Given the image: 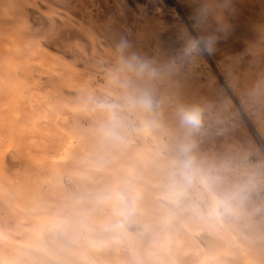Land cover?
Here are the masks:
<instances>
[{"label":"bare ground","instance_id":"bare-ground-1","mask_svg":"<svg viewBox=\"0 0 264 264\" xmlns=\"http://www.w3.org/2000/svg\"><path fill=\"white\" fill-rule=\"evenodd\" d=\"M256 2L258 10L263 13L264 17V0H256ZM15 5L19 6L18 0H15ZM140 7L139 5V10ZM155 10L159 15H162L161 18H164L166 9L164 10L160 4H156ZM140 11L146 12L147 9L141 7ZM242 14V11H238V15L236 14L238 21H244L241 17ZM248 23L252 26L255 24V20L250 18ZM5 30L0 26V148L1 145H15L11 148L10 156L16 160V165L12 167L15 173H6L0 170V199L4 203V210L10 208L14 212L15 220L14 224L4 227L0 223V264H27L28 261L34 259V254H38L39 260L43 251L51 255V251L46 246L34 239L38 224L36 218L43 216L40 222L44 229L49 227L51 215L61 216L59 220L63 224L64 236L69 244L68 248L63 247L60 252L53 253L61 264H82L80 259L87 260L91 264H108L107 258L112 255L116 257L119 264H135V254L139 257L138 264H264V232L256 229L251 222H249L251 231L249 236L241 230L235 235L234 226L231 224L233 222L230 223L228 218L223 217L219 221L210 220L190 208L189 205L199 199L198 194L202 191L199 185L191 190L189 198L181 204L183 208L180 209L181 214H175L176 217L174 218L164 210L159 203V196L162 195L163 190L168 189L172 182L177 171L178 161L173 160L168 153L161 150L163 144L157 130L155 131L152 125L147 132L134 130L140 126L142 121H146L141 119V112H128L126 110L122 112L129 125L126 141L122 145L114 146L105 140H90L82 132L80 119L87 123V116L91 115V112L96 113L99 129L105 123L107 113L96 107L97 101L108 100L120 105L125 103L120 95L119 80V75L124 74L123 71L117 76L116 71L108 69L105 74L106 83L103 84V82H99L96 76L92 78L81 77V73L78 74L74 66L68 65L67 68L65 67L66 71L64 68H59L60 81L73 86L76 94L72 99L53 98L51 97L52 94H47L44 89L32 82L28 76L27 67H24L21 75L23 77L20 80L15 79L10 74L9 68L12 60L17 59L15 52L19 46L17 43H13L9 50L5 51L3 46L5 42L3 34L7 31ZM258 32L259 36L264 37V25ZM182 48H184V44H181L180 49ZM166 50L168 51V49ZM22 52L26 51L23 50ZM22 52L18 53L23 54ZM152 53L160 57L161 61L169 60L186 67L190 73L198 78H205V80L210 78V66L202 56L192 60H184L182 59V51H179L176 57L171 53L167 55L165 60V51L158 44L153 46ZM48 59L50 60V58ZM48 59L45 63L48 62ZM61 64L63 65V63ZM159 66L163 67L164 64ZM237 67L240 71L239 74L232 71L237 96L247 109H254L257 112L256 118L260 120L264 115L261 110L264 102V66L252 58L247 63L238 61ZM67 69L71 71V74L67 73ZM134 76L141 87L150 90L154 95L151 84L146 77L135 72ZM181 90L183 91L182 88ZM172 100L173 97L170 98L169 102ZM234 105V100L227 97L222 102L216 101L212 109L208 106L201 109L203 122L197 131L189 132L182 127L183 137L187 144L194 146L195 137L203 131L204 126H210L214 121L225 124L228 120L227 109ZM253 105L256 107L253 108ZM178 107L176 104H171L166 111L170 115L171 123L180 124L176 116ZM68 114L73 116L75 125H69L66 121L65 117ZM155 114L157 113L155 112ZM134 152L147 158L148 168L153 175L150 186H142L136 183L122 171L121 165L125 162L126 157H132ZM226 168L228 169V167ZM39 171H41L39 175L46 178H48L47 172H51L59 185H61L60 173L68 178L72 186V190L68 192L72 197L69 205L65 206L64 201L60 197H56L55 188L58 193L62 192V189L60 186L55 187L52 179L48 178L51 184L50 188H45L42 182L33 180ZM210 171L212 172L211 169ZM143 172L141 173L143 174ZM175 178L179 179L178 177ZM23 179L26 185L25 191L21 190L19 186ZM84 180L90 182V188L85 197L87 205L85 209H82L79 202L80 195L74 193L76 187L78 190L81 189ZM116 187L139 195L137 212L133 217V222L128 225L126 234L100 233L97 235L93 231H89L88 228L93 227V225L98 228L99 225L111 218L112 212L109 206L96 205L95 199L98 194ZM17 192L21 193L23 201L17 197ZM152 214L158 217V225L152 227L149 232L144 231L139 226V221L144 216ZM168 217H171V222L163 223ZM247 219L245 220L247 221ZM182 222L184 226H182ZM192 225L207 228L211 238L207 239L205 245H200L186 233L185 227L191 229ZM53 229L51 228V230ZM27 242L30 243L33 251L26 247ZM113 242L116 243L115 246Z\"/></svg>","mask_w":264,"mask_h":264},{"label":"rangeland","instance_id":"rangeland-1","mask_svg":"<svg viewBox=\"0 0 264 264\" xmlns=\"http://www.w3.org/2000/svg\"><path fill=\"white\" fill-rule=\"evenodd\" d=\"M18 1L19 6H16L15 0H0V26L7 30L3 34L5 38V42L3 43L5 51H8L10 45L13 43H17L19 46L17 48L18 52L26 51L24 52L26 54L23 52V54H19L17 51L15 52L17 59L15 58L11 62V67L9 68L10 74L15 79L20 80L23 77L21 75L23 74L24 67H27L28 76L32 82L41 89H44L47 94L55 95H51V97H56V99H72L76 94L75 88L64 81L62 82V80L60 81L59 68H64V71H66L68 65L74 66L77 73H81V77L92 78L96 76L99 82H103V84L106 83L105 74L108 69L116 71L117 76L123 71L124 74L122 76L119 75L120 95L125 100V97L129 94L144 90L134 76V72L127 67L126 69L121 64L117 44L121 39L127 40L129 44L126 53L127 56L135 54L141 59L147 60L161 72L159 77L155 79L144 76L151 84L155 99L157 100V104H159L152 112H141V119L151 122V125L155 131L157 130V134L163 144L161 150L168 153L173 160L180 161L183 159L181 147L188 144L183 137L182 126L171 123L169 120L170 115L166 111L171 104H176L179 107L195 104L201 109L206 108V106L212 109L216 101L222 102L227 97L232 98L235 105L227 109L228 120L226 123L214 121L210 126H204L203 131L195 137V144L191 147L190 155L197 156L195 157L197 165L206 176L214 181V188L217 193L223 194L240 190L243 191L242 199L234 202L235 211L224 217L226 219L228 218L230 223L233 222L231 224L234 226L233 232L235 235L236 232L241 230L245 235L249 236L251 232L249 222L256 229L264 232V115L258 120L256 118L257 112L254 109H247L244 103L240 101L232 75V71L236 74L240 73L237 67L238 61L247 63V61L253 58L261 62L264 66V37L258 34V30L264 25V17L263 13L258 10L256 0H229V5L224 12L225 20L229 25L228 32L226 34H219L220 38L213 54L202 55L211 69V75L208 80L198 78L190 73L186 67L166 60L167 55L173 53L174 57H176L179 51H183V48L180 49L181 44L185 45V40L182 35L183 30L187 29L195 35L191 18L194 9L197 7V0ZM156 4H160L164 10L166 9L164 18H161L162 15L156 12ZM139 5L146 8L147 11H140L141 7L139 10ZM238 11L243 12L241 17L244 21H238L236 17ZM249 17L255 20V24L252 26L248 23ZM211 30H215V24H213ZM155 44H158L165 51L164 59L166 61H161L160 57L152 53V48ZM28 55L30 56L28 57ZM47 59L48 62L45 63ZM149 59L151 60L149 61ZM162 63L164 66L160 67L159 65ZM67 73L71 74V71L68 70ZM172 97L173 100L169 102ZM252 107L254 108L256 106L253 105ZM261 110L264 112V102L262 103ZM90 114L87 116V123L80 119L82 132L90 140L96 139L103 141L104 139L100 133L96 113L91 112ZM65 119L69 125H75L74 118L71 114L66 115ZM106 121L107 117H105ZM13 147L15 145H1L0 170L2 172H14L12 167L16 165V160L10 156V151ZM204 159L205 161H203ZM121 168L136 183L142 186H150L152 184L153 175L148 168L147 158L144 155L134 152L132 157H126ZM140 171H144L145 173L143 172L142 174ZM39 174H41V171H39L33 180L35 182H42L45 188H50L51 184L49 179H52L55 187L60 186L62 189V192L60 191L58 193L55 188L56 197H60L64 201L65 206L69 205L72 197L68 192L72 190V186L68 178L63 173H60L61 185H59L54 180L51 172H47L49 179ZM24 181L23 179L19 185L23 191L26 189ZM218 182H222L223 184H219ZM89 188L90 182L86 180H84V184L80 190L76 187L74 194L80 195L79 202L82 209H85L87 205L85 197ZM166 192V189L163 190L162 195L159 196V203L170 216L175 218V214H181L180 212L183 208L181 205L176 206L169 200H166ZM16 194L18 198H21L20 192ZM21 200L23 201L22 198ZM0 205L1 225L4 227L14 224V212L10 208L4 210V203L1 199ZM41 218L43 216L36 218L38 224L34 233V239H37L41 244L46 246L51 251V255L43 251L40 255L41 258L38 260V254H34V261H28L27 264H61L59 259L53 254L54 252H60L63 247H69L64 236L63 227H53L55 223L60 222L59 218L61 216L51 215L49 217L50 225L44 229L41 226ZM181 224L184 226L183 222ZM157 225L158 217L155 214L144 216L139 221V226L148 232L152 227H156ZM93 227L97 226L93 225ZM51 228L54 229L51 230ZM185 231L200 245H205L207 239L211 238L205 226L192 225L191 229L185 227ZM93 232L97 235L101 233L99 231ZM113 243L115 246L116 243ZM26 247L33 251L29 242H27ZM134 260L135 264H138V255L135 254ZM80 261L82 264H91L84 259H80ZM107 262L108 264H119L114 255L108 257Z\"/></svg>","mask_w":264,"mask_h":264},{"label":"clouds","instance_id":"clouds-1","mask_svg":"<svg viewBox=\"0 0 264 264\" xmlns=\"http://www.w3.org/2000/svg\"><path fill=\"white\" fill-rule=\"evenodd\" d=\"M229 5V0H197V7L192 15V28L195 35L187 29L182 35L185 45L182 51V59L192 60L202 55H211L216 50V44L220 38L219 34H226L229 25L225 20L224 12ZM215 24V30H211ZM129 44L127 40L121 39L117 44L122 64L132 72L141 76L155 79L161 74L160 70L153 67L148 61L141 59L135 54L127 56ZM157 106L153 93L148 90H140L125 97L123 105L99 100L96 107L107 113V121L100 127L102 138L114 145L119 146L125 143L129 125L122 115L123 111L128 112H152ZM180 125L189 132L197 131L203 122V113L199 106H180L176 111ZM151 122L142 121L135 131L147 132ZM191 145L181 147L183 159L178 161L177 171L172 182L169 184L165 199L172 204L179 206L190 196L191 190L197 185L202 191L198 194L199 199L193 201L189 206L197 213L206 216L210 220H221L226 215L235 211L234 202L242 199L243 191L231 193H217L214 188V181L206 176L197 165L194 156L190 155ZM178 177L179 179H176ZM138 194H133L121 188H111L97 195L95 203L98 206H109L111 218L97 227H89V231L101 233L126 234L129 224L137 212ZM203 203V206L201 204ZM171 222V217L166 218L163 223ZM63 224L57 222L54 228H61ZM87 227V226H85Z\"/></svg>","mask_w":264,"mask_h":264}]
</instances>
